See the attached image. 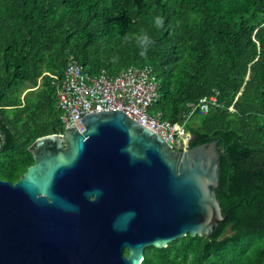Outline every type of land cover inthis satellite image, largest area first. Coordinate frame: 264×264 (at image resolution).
Listing matches in <instances>:
<instances>
[{
  "label": "trees",
  "instance_id": "obj_1",
  "mask_svg": "<svg viewBox=\"0 0 264 264\" xmlns=\"http://www.w3.org/2000/svg\"><path fill=\"white\" fill-rule=\"evenodd\" d=\"M71 58L90 75L150 67L149 114L183 126L189 148L218 141L228 220L147 248L142 264H264V0H0V180L17 183L36 140L64 132L57 85ZM211 97L208 114L195 110Z\"/></svg>",
  "mask_w": 264,
  "mask_h": 264
},
{
  "label": "water",
  "instance_id": "obj_2",
  "mask_svg": "<svg viewBox=\"0 0 264 264\" xmlns=\"http://www.w3.org/2000/svg\"><path fill=\"white\" fill-rule=\"evenodd\" d=\"M81 121L37 139L17 183L0 180V264H142L228 220L218 141L175 150L122 111Z\"/></svg>",
  "mask_w": 264,
  "mask_h": 264
},
{
  "label": "built area",
  "instance_id": "obj_3",
  "mask_svg": "<svg viewBox=\"0 0 264 264\" xmlns=\"http://www.w3.org/2000/svg\"><path fill=\"white\" fill-rule=\"evenodd\" d=\"M57 106L64 129L75 125L83 132L82 119L89 114L122 111L129 118L162 136L169 145L180 151L189 149L192 136L183 126L153 117L149 108L158 98V84L150 67H130L117 76L106 70L90 75L73 58L57 85ZM217 102L215 97L204 98L195 110L208 114Z\"/></svg>",
  "mask_w": 264,
  "mask_h": 264
},
{
  "label": "clouds",
  "instance_id": "obj_4",
  "mask_svg": "<svg viewBox=\"0 0 264 264\" xmlns=\"http://www.w3.org/2000/svg\"><path fill=\"white\" fill-rule=\"evenodd\" d=\"M163 23V18L159 16L155 18V25L157 28L162 27ZM136 43L140 48V55L146 57L150 47L154 44V40L147 33H144L136 38Z\"/></svg>",
  "mask_w": 264,
  "mask_h": 264
}]
</instances>
